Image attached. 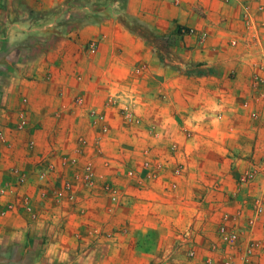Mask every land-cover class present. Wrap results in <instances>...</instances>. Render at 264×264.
<instances>
[{"label": "crops", "instance_id": "0c3cea01", "mask_svg": "<svg viewBox=\"0 0 264 264\" xmlns=\"http://www.w3.org/2000/svg\"><path fill=\"white\" fill-rule=\"evenodd\" d=\"M263 79L264 0H0V264H225L246 222L206 217L264 201ZM143 149L165 172L116 218Z\"/></svg>", "mask_w": 264, "mask_h": 264}, {"label": "rangeland", "instance_id": "374dc122", "mask_svg": "<svg viewBox=\"0 0 264 264\" xmlns=\"http://www.w3.org/2000/svg\"><path fill=\"white\" fill-rule=\"evenodd\" d=\"M127 117H126V122H132L131 120L128 121L129 119H132L130 113L131 112H127ZM88 143L84 142L83 140L80 142V145L82 146H86ZM172 146L175 148L174 144H170L168 146V150L169 152H173ZM142 153H144V156H149V158L145 159L144 161H142L143 159H141L140 165H135L133 167H125L123 169H119L117 170L115 173L112 174L111 177H109V179L107 181L102 182V189L104 191V193L107 195V198L109 199V201L113 204V209H114V214L116 218H123L124 216H126V211H124L127 208V204L128 202L126 200H124V198H126L127 193H128V188L132 187V188H137L140 184L141 181H143L144 177V173L147 175V179H151L154 177V175H156V172H165L160 164L154 163V161H152L153 158H150L151 156V151L150 149L148 151H146V149L142 150ZM146 153V154H145ZM142 155V154H141ZM84 166H89L92 170V176H91V180L90 183H86L85 179L83 178L82 175V168ZM147 166V167H145ZM141 167V168H139ZM167 167V166H166ZM80 173H81V180L84 184H87L88 186L92 184V178H93V169H92V164L89 162L84 163L83 165H80ZM166 170V169H165ZM131 171L133 173L132 176H128L127 173ZM140 171L142 172V175L144 178H142ZM105 187L111 191H114L115 194L112 195V192H106L105 191ZM255 204L254 206H252L251 208H247L249 210V212H251L250 214H246L245 213V209L242 208V210L236 211L232 214H227V212L225 214L220 213V211H216L215 208L211 209V216L210 217H206V218H251V216H253V213L255 212ZM229 209V208H227ZM237 209V208H236ZM204 213L202 210H199V208H196V215L194 218H204ZM224 225V224H222ZM221 226V225H220ZM219 226V227H220ZM219 227L217 228V231L219 229ZM197 258V260H201V256H193V255H184L183 258L181 259L182 261L188 260L189 258ZM181 262V261H180Z\"/></svg>", "mask_w": 264, "mask_h": 264}, {"label": "built area", "instance_id": "2783aa9c", "mask_svg": "<svg viewBox=\"0 0 264 264\" xmlns=\"http://www.w3.org/2000/svg\"><path fill=\"white\" fill-rule=\"evenodd\" d=\"M264 82V79H263ZM76 104L81 102V99L79 97L75 98ZM26 122L25 120H20V122L17 125L18 129L25 128ZM30 146H32V143H30ZM147 167V166H145ZM180 170H176V173ZM82 175L85 179L86 183H90V178L92 176V170L89 166H84L82 168ZM142 178L143 175L140 173ZM128 176H132L133 173L129 171L127 173ZM23 179L20 177L19 181H22ZM67 189L58 191L56 193V197L58 199L68 197V199H71L70 196L67 194ZM106 192H112L114 195L115 192L108 189V187H105ZM2 192V189L0 188V193ZM246 222V228L242 230H234V229H228L226 225H221L217 231V235L219 240L226 246L228 250V260H226L225 264H257L252 263L253 257H255L258 253L260 248V243L253 239V232L251 231L250 227L254 226L258 221H262L264 223V201H260L255 206V212L253 213V216L251 218H243Z\"/></svg>", "mask_w": 264, "mask_h": 264}]
</instances>
